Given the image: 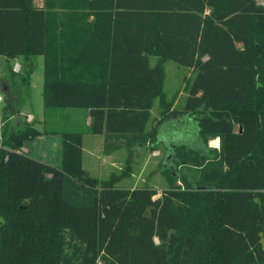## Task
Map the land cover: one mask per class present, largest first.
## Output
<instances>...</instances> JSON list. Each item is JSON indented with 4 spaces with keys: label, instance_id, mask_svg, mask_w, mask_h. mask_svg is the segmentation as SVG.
Segmentation results:
<instances>
[{
    "label": "trees",
    "instance_id": "trees-1",
    "mask_svg": "<svg viewBox=\"0 0 264 264\" xmlns=\"http://www.w3.org/2000/svg\"><path fill=\"white\" fill-rule=\"evenodd\" d=\"M38 55L45 108L89 109L105 152L157 144V97L166 119L188 116L206 151L174 157L200 169L196 184L165 170L155 198L125 174L98 179L81 130L62 133L60 166L18 152L40 133L9 128ZM0 56L27 64L10 69L2 114L0 264H264V0H0ZM168 60L196 72L182 110L165 101Z\"/></svg>",
    "mask_w": 264,
    "mask_h": 264
},
{
    "label": "rangeland",
    "instance_id": "rangeland-1",
    "mask_svg": "<svg viewBox=\"0 0 264 264\" xmlns=\"http://www.w3.org/2000/svg\"><path fill=\"white\" fill-rule=\"evenodd\" d=\"M3 57V56H2ZM23 59V58H22ZM2 59L0 58V64ZM170 61V60H168ZM166 61V62H168ZM165 62V63H166ZM26 63V62H25ZM14 64V63H13ZM16 64V63H15ZM14 64V65H15ZM173 64V63H172ZM14 65H9L10 69L14 68ZM179 68V70L176 69ZM166 69V67H165ZM12 70V69H11ZM33 72L32 76V94H31V101L27 99V96H21L20 100L18 101L19 108L24 107L21 110V113L17 116H23V113L27 109L31 114L34 115V120L29 123L33 126L39 133L35 135L33 138H28L24 140L23 146H25L29 153L26 152L29 156L42 160L47 159L50 160L53 164L62 163V153H63V136L62 135H53V134H46L44 132L45 124L40 123L39 120H42L43 117V110L45 107L44 104V95L42 94V81L44 78V66L43 61L41 60L40 65H36V69ZM168 71V74H167ZM166 71L167 79V88L172 92L177 91L176 98L173 102L174 108L179 110L183 107L186 99V94L189 93L190 83L192 82L193 78L196 75L195 70L186 67H179L177 65H170L168 66V70ZM16 72V71H15ZM17 74L19 72H16ZM169 75V76H168ZM178 79H183V82L178 85L176 88L175 86L169 85V80H173L175 76ZM165 77V80H166ZM10 78H11V71H10ZM175 88V89H174ZM1 93V91H0ZM184 93V94H180ZM159 102V101H158ZM160 106V102L158 103ZM154 111V115L151 116V119L147 125V128L156 125H163L166 122V117L162 115L163 111L161 107H159ZM28 112V113H29ZM52 110H49L48 114V123L46 127L50 129L58 128L64 130L65 125H67V119L62 116H59L58 119L50 118L52 115ZM178 115V114H177ZM181 118V117H180ZM160 122V123H159ZM77 126V125H75ZM1 128V124H0ZM236 130H238L239 126H235ZM68 130L77 131L78 128L72 127ZM194 122L188 119L187 122L184 124H177L176 122L172 121L166 125H163L162 130L160 132V140L159 143L155 145H146L141 146L135 149H128L124 150L121 154V157L117 159L118 162L116 167L113 168L112 173L110 174H102L100 173H93L94 177L98 179H106L110 177L112 174L120 175L125 174L126 177L129 179L121 180L118 184L121 185H132L135 182L132 180L135 178L137 180V186L146 185L150 188L155 189L158 193L155 195V198L159 197L162 193L163 189L168 186L167 180L163 174L164 162L168 152V144L173 143L174 145H182L186 144L189 147L197 149L199 151H206V147L197 135L198 131ZM197 132V134H196ZM166 140H168L166 142ZM215 141H219L217 145ZM134 146V145H133ZM131 146V147H133ZM220 140L218 138H211L208 142L207 148H219ZM120 155V154H119ZM168 160V159H167ZM61 161V163H60ZM166 166L168 169L173 172L176 176L183 175L189 178L194 184L199 179L200 169L195 167H188L187 165H177L176 161H167ZM90 173V172H89ZM136 175V176H135ZM135 176V177H134ZM132 178V179H130ZM178 184H182L181 181H178ZM3 221L2 216L0 215V223Z\"/></svg>",
    "mask_w": 264,
    "mask_h": 264
},
{
    "label": "crops",
    "instance_id": "crops-1",
    "mask_svg": "<svg viewBox=\"0 0 264 264\" xmlns=\"http://www.w3.org/2000/svg\"><path fill=\"white\" fill-rule=\"evenodd\" d=\"M34 2H35V5L37 7H40V8H44L45 4H46V0H34ZM92 18H93V16L91 17V19ZM0 58L2 59L1 64H0V91H1L0 97H3V99L0 100V111H1L0 134H1L2 130H3L4 126H5V120L2 119L3 108L6 105V95L9 92V87H10V84H11L10 66L9 65H11V64L14 65L15 63H19L21 65V69L25 70L27 64L24 62V60L21 57L17 58V59H14V60H11L10 62H8V60L5 57L0 56ZM41 60L43 61V66H44V78H43V81H42V94L44 95L45 58H44L43 55H38V56L34 57L35 69H36V65H40ZM156 61H157V57L152 56L151 57V65L152 66L155 65ZM170 65H177L179 67H185V66L179 65L178 63L170 60V61L165 63L166 71L168 70V66H170ZM176 69L179 70V68H177V67H176ZM33 74L34 73H32V76H33ZM167 74H168V71H167ZM32 76H31V79H30V84L28 86L21 87L20 90H19V93L15 95L16 112L14 114L11 113L10 117H9V123H10L9 128L11 130H16L18 128H21L25 122H31V121L34 120V115L31 114L27 109L23 113L22 117L21 116H17L18 114L21 113V110L24 108V107L23 108L22 107L19 108V105H18V101L20 100L21 96H25L26 95L27 99L31 101ZM173 76H175V78L173 80H171V79L169 80V85L175 86L177 88L178 85H180L183 82V79H178L176 77V75H173ZM167 79H168V77H166V80H165V88H164V90H165V101L169 102V101H174L175 100L176 95H177V91L172 92L171 89L169 90L167 88ZM18 85H19V78L16 77V86H18ZM180 94H184V93H180ZM186 95H187L186 96V99H187L189 93H187ZM158 101L160 102L159 97H157L155 99V104H154V107L152 108V115H154V111L159 106V104H158L159 102ZM184 105H185V103H184ZM184 105H183V107H184ZM182 108L179 109V110H182ZM49 110H52V112H51L52 115L50 116V118L58 119L59 116H62L65 119H67L68 123H67V125H65L64 130L58 129V128H54V129H50L49 130L46 127V124L48 123ZM171 110H176V109L174 108V106H172ZM43 114H44L43 115L44 118L42 120H39V122L45 124L44 125L45 126L44 132L46 134L62 135L63 132L69 131L68 129L69 128L71 129L72 127L78 128V130H81V131L84 132V134H83V166H84L85 170L87 172H90L89 174L92 175V176H94L93 173H97V172L100 173L101 176H103L102 174H105V173L106 174H108V173L110 174V171L112 173L113 168L116 167L117 164L120 162V160L118 162L117 159L119 158V156L121 157V154H122V152L124 150H128L130 148H132V149L139 148L138 144H136V143L135 144H130V142L128 140H125V141L115 140V141H113V144L114 145H119V147H115V146L109 145V151L105 152V143H106L105 142L106 141L105 140V134L104 133H102V134H93L89 130L91 122H92V118H91L89 109H84V108H65V109L64 108H49V109H46L44 107ZM28 116L32 117L31 120H29ZM187 117L188 116H186V115H184L182 113H176L175 115L170 116L169 118H167L166 122H164L163 125H166V124H168V123H170L172 121L176 122L177 124H181V123L184 124L185 122L188 121V119L190 121H192L189 117L188 118ZM75 125H77V126H75ZM163 125L161 124L160 127H159L158 143H159V140L161 139L160 138V132L162 130ZM196 128H197V126H196ZM196 131H198V128H197ZM39 132L42 133L41 131H39ZM196 134H197V132H196ZM197 136L199 137V135H197ZM167 141L168 140H166V142ZM131 146H133V147H131ZM167 146H168L169 149H168V152H167V156H166V159H165V162H164V168H163V174H164L165 178H166L165 170H169L168 166H166L165 163L167 161L169 162L170 160L173 161V162L175 161L174 149L178 145H174L173 143H170V145L168 144ZM22 148L26 149L27 152L29 153V150L25 146H23ZM43 160H44L43 162L49 163V164L54 165V166H60L62 164L61 161H60L61 164L56 165L57 163L53 164L50 160H47V159L46 160L43 159ZM40 161H42V160H40ZM125 179H129V177L123 178L122 181L125 180ZM130 179H132V178H130ZM132 180L135 183L130 185V186L129 185H124V184L123 185L119 184V185L125 186V187H130V188L138 187L137 186V180H135V178L132 179ZM167 187L165 189H167ZM165 189H163V190H165Z\"/></svg>",
    "mask_w": 264,
    "mask_h": 264
},
{
    "label": "built area",
    "instance_id": "built-area-1",
    "mask_svg": "<svg viewBox=\"0 0 264 264\" xmlns=\"http://www.w3.org/2000/svg\"><path fill=\"white\" fill-rule=\"evenodd\" d=\"M14 70L16 71V72H19L20 70H21V65L19 64V63H16L15 65H14ZM3 99V97H0V100H2ZM0 117H1V111H0ZM28 118H29V120H31V116H28ZM2 146V143H0V147ZM18 152H24V153H26L27 152V150L26 149H24V148H20L19 150H17Z\"/></svg>",
    "mask_w": 264,
    "mask_h": 264
},
{
    "label": "bare ground",
    "instance_id": "bare-ground-1",
    "mask_svg": "<svg viewBox=\"0 0 264 264\" xmlns=\"http://www.w3.org/2000/svg\"><path fill=\"white\" fill-rule=\"evenodd\" d=\"M215 143L218 145L219 144V141H215Z\"/></svg>",
    "mask_w": 264,
    "mask_h": 264
},
{
    "label": "water",
    "instance_id": "water-1",
    "mask_svg": "<svg viewBox=\"0 0 264 264\" xmlns=\"http://www.w3.org/2000/svg\"><path fill=\"white\" fill-rule=\"evenodd\" d=\"M242 130V129H241Z\"/></svg>",
    "mask_w": 264,
    "mask_h": 264
}]
</instances>
